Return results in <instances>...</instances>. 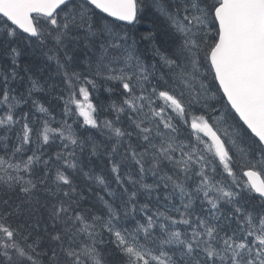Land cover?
<instances>
[{"label": "snow or ice", "instance_id": "obj_1", "mask_svg": "<svg viewBox=\"0 0 264 264\" xmlns=\"http://www.w3.org/2000/svg\"><path fill=\"white\" fill-rule=\"evenodd\" d=\"M0 264H264V0H0Z\"/></svg>", "mask_w": 264, "mask_h": 264}]
</instances>
